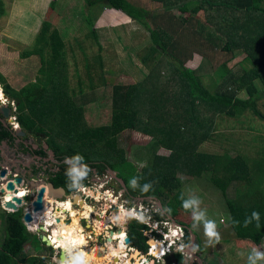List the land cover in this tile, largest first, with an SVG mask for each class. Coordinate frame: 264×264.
I'll return each instance as SVG.
<instances>
[{
  "label": "trees",
  "instance_id": "obj_1",
  "mask_svg": "<svg viewBox=\"0 0 264 264\" xmlns=\"http://www.w3.org/2000/svg\"><path fill=\"white\" fill-rule=\"evenodd\" d=\"M190 1L198 3V10H209L206 22L225 38L220 51H217L220 37L215 38L206 23H200L190 14L187 18L174 17L169 10L179 5L178 11L187 14ZM83 2L89 13L95 7H100L134 21L153 14L150 17L154 25L150 31L153 46L145 56V60L153 57L152 67L143 79L134 84L113 85L110 123L90 128L85 121L83 108L76 106L69 94L62 39L51 23L44 21L38 33V43L36 38L39 50L36 48L26 53V56H40L41 68L37 79L13 91L0 74L3 92L14 101V116L25 133L24 137H20L0 122V142L6 141L14 146L15 140L21 139L19 150L32 153L31 145L27 146L23 141L30 136L44 137L41 144L48 146L55 164L52 170L33 166V172L42 171L49 182L55 187H63L69 194L75 190L67 186V165L63 162L65 156L81 154L92 169L89 175L93 172L104 175L106 171H115L126 164L124 151L116 144L118 135L126 130L140 133L155 140L156 146L165 149L168 154H155L150 164L135 174L134 177H139L140 187L133 189L123 180L129 197H151L164 203L172 190L179 187V175L193 178L210 175L211 183L223 193L234 235L260 246L264 241V163H258L257 175L254 176L242 157L208 154L201 152L200 147L215 131L216 117L220 114L239 117L250 109L264 119L258 107L263 94L256 85L257 80L264 85V29L253 31L243 28L244 17H264V0H154L164 11L159 14L143 9L132 0ZM50 6L51 9L55 8V2H51ZM1 9L0 17L4 14ZM197 9L192 10V14L197 13L194 12ZM205 31L208 36L204 35ZM46 47L49 48L47 59L44 55ZM196 50L210 60L212 56L217 60L222 53L233 57L237 50L244 51L253 66L237 79L227 67L226 60H223L218 68L221 84L213 93L203 79L186 66ZM242 90L247 91L248 98H239ZM42 145L33 153L44 159L47 155ZM116 175L120 177L118 173ZM145 183L152 184L147 193L141 191ZM243 183H248L247 191L230 198L229 188L233 184L240 186ZM253 211L260 214L258 221L252 217ZM153 217L163 219L159 213ZM245 220L249 221L247 227L244 226ZM234 221L239 223L234 224ZM258 223L260 227L256 226ZM183 226L187 232L186 240H189L191 232L186 225ZM148 230L147 225L132 220L126 232L129 246L146 253L148 244L144 233ZM195 235L200 245L201 238L197 233ZM28 242L37 252L45 247L36 234L27 231L22 208L5 213L0 264H43V260L35 255L24 256V247ZM173 256L178 264L184 262L181 254ZM166 260L172 263L169 256Z\"/></svg>",
  "mask_w": 264,
  "mask_h": 264
},
{
  "label": "rangeland",
  "instance_id": "obj_2",
  "mask_svg": "<svg viewBox=\"0 0 264 264\" xmlns=\"http://www.w3.org/2000/svg\"><path fill=\"white\" fill-rule=\"evenodd\" d=\"M132 1L138 2L143 9L152 13L158 12L159 14L164 12L161 5L154 2V0ZM51 2H55V8L53 9L50 6ZM0 3L2 7L0 9L4 11L3 16L0 17V72L5 75L6 82L10 85L11 89L13 91L20 89L27 83L34 82L40 75V56L37 54L26 56V53L36 48L39 50L40 45L37 46L39 42L38 33H40L42 23L44 21L49 22L52 28L58 31L64 44L69 94L74 104L83 108L85 121L90 128L110 123L113 85L134 84L140 81L153 65V57L145 60L146 54L151 46H153L150 38V31L154 28L153 22L150 20L153 14L149 17H142L140 21H134L120 13L100 7H95L89 13L90 11L85 6L83 0H0ZM197 4L190 1L187 14H181L178 11L179 5L169 10H171L170 12L174 17L187 18L188 14H190L194 18L199 19L200 23H206V26H209V30L215 38L220 37V40L217 42V51H220L224 45L225 38L222 37L216 28L210 27L206 22L209 10H198ZM194 9H197L194 11L197 13L192 14V10ZM243 20V28L245 27L244 29L246 30L259 31L264 29V17L248 15ZM204 35L208 36L206 31ZM48 52L49 48L46 47L44 49L46 59ZM198 52L197 50L195 51L194 56L190 58L192 60H189L190 62L186 66L193 69L195 74L203 79L206 87L213 93L221 84L218 68L223 60H226L227 67L237 79L253 66L244 51L237 50L233 57L222 53L220 57L217 56V60L213 56L211 60L204 58ZM156 57H158V54H156ZM256 85L263 94L258 102V107L264 115V85L258 80L256 81ZM238 96L239 98L246 99L249 97V94L246 90H242ZM214 130L210 139L201 145L200 151L218 156L228 155L231 158L240 156L247 161L252 174L256 176V166L258 163H264V119L250 109L239 117L220 114L216 117ZM38 138L40 143L45 140L44 137ZM30 139L31 143L35 142V137L30 136ZM116 144L118 148L124 151L127 160L126 164L115 171L108 170L104 175H97L93 172L86 179V184L90 185L91 191L97 194H93L94 200L91 198L85 200L86 204L93 206L94 208H89L98 213L106 210L108 218L117 212L118 205H123L126 208L134 206L137 209L144 202H151V197L145 199L138 196L134 198L129 197L126 193L127 186L131 187L130 180L134 178L135 174L140 172L141 168L150 164L155 154H168V151L156 146L155 140L131 130L121 132L117 137ZM0 152V154L5 156L6 161H8L3 165L11 167L9 163L14 164L15 161H18L17 163H21L20 165L23 167L21 168L23 172L25 169H29L27 171H30L33 165L52 169L55 164L51 157L52 152L50 151L46 153L47 156L42 160L24 157L22 154L14 157L16 154H10L6 144L0 145ZM116 173L122 179L118 178ZM36 175H41L38 177L41 178L42 183H45L47 179L46 174L38 173ZM209 176L205 175L202 178H193L191 176L179 175V187L172 190L164 203L155 201L157 206L159 207L160 205L161 207L160 216L164 217V219L181 222V224L189 228L194 236L196 245L200 248L198 264H213L215 262L218 264H253V261L254 264H264V259H257L254 252L250 253V248L243 247V249L245 248L243 250L242 248L238 249V245L231 246L232 251L235 249V260L234 258L228 259L223 253L215 250L213 246L207 245L202 221L195 222V228L194 230L192 229V209L185 211L181 207V200L179 199L181 195H183L184 199L197 196L202 200L200 210H206V219H212L217 222V231H219L221 236L220 240L235 237L230 227L231 217L223 193L211 183ZM123 180L127 181V186ZM262 182L264 184V177ZM247 189L248 183L244 185L240 184V186L233 184L228 190V196L236 198L246 192ZM109 192L112 194V198L116 200L115 204L105 195V193ZM29 199L30 197L24 199L26 203H22L23 206L20 207L23 211L25 207L29 206ZM63 200H66V198ZM88 205L84 204V208L88 207ZM110 206H112L111 209L109 208ZM55 207L56 205L53 204L52 208L59 214V211ZM74 207L72 211L68 208L67 213L72 214L74 213L73 211L80 210V206ZM84 208L82 207L80 212ZM169 209L171 210L170 213ZM63 215H66V213ZM49 216L53 217L54 221L59 218L52 216L50 213ZM4 218L5 212L0 208V244L4 238ZM90 219L92 221L94 218L91 217ZM71 221H73V218ZM71 221L68 224L75 225ZM87 221L86 223L83 219L79 220L81 232H83L81 226L86 229L87 224L89 225L90 223L92 225L89 220ZM130 222L131 220L126 225H115L112 221L110 223L107 222V226H102V230L96 228L93 232H90V228H87V231L90 232L87 236H93V233L94 236L90 239V237L82 235L87 239L84 242V250L93 251L96 249L97 259L103 262L102 264H115L114 262H105L107 254L109 255V245H112L107 241L108 231L121 229L126 233ZM65 224L67 223L63 221L62 226L59 224L57 227L63 229ZM40 227L42 226L38 225L35 231L27 227L26 229L31 234H36L40 238V236H45L46 234L41 229L39 230ZM159 227L165 229L164 227L166 226L161 224ZM150 231H146L149 237L152 236L150 235ZM195 233L201 238L200 245L197 242V235ZM152 234L157 235L155 232ZM144 235L146 234L144 233ZM254 245L257 246L256 244ZM262 246H258V252L260 253H264ZM63 250L67 254H70L68 248L66 250L63 248ZM137 253H139V256H147L149 261L157 264V261L153 260V257L149 256L147 252L139 251ZM235 253H238V255ZM60 254L61 250L55 246H51L50 249L45 246L38 252L33 250L29 242L24 247V256L35 255L43 260V264H57ZM249 257H252L251 261ZM65 258L68 259V256H65ZM231 260L233 261L230 262ZM160 263H162L161 260Z\"/></svg>",
  "mask_w": 264,
  "mask_h": 264
},
{
  "label": "clouds",
  "instance_id": "obj_3",
  "mask_svg": "<svg viewBox=\"0 0 264 264\" xmlns=\"http://www.w3.org/2000/svg\"><path fill=\"white\" fill-rule=\"evenodd\" d=\"M3 94L5 93L4 92L2 93V90H0V99H3ZM10 102L5 103V105L9 104L10 106ZM11 130L13 131V129ZM20 130L21 129H18L17 131H20ZM17 131H14V132L16 133ZM63 162L65 165H67L65 169V176L67 178L66 182H67L68 188L72 190L81 191V192L87 191L84 181L88 178L92 169L85 162L84 156L81 154H75L73 156H65ZM138 181H139V177H134L130 180L129 183L133 189L140 187ZM151 188H152L151 183H145L141 187V191L144 193H147ZM21 195H23V193H21ZM105 195L112 201L113 204L116 203V200L112 198V194L110 192L105 193ZM26 197H29V195H27ZM24 199L22 200V202L26 203ZM179 199L181 200V207L185 211H187L188 209H192V214H191L192 220H193L192 229L194 230L195 228V222L202 221L204 224V235L207 238L206 244L210 246H214V244L219 243L221 236H220L219 231H217V228H218L217 222L212 219H206V210H200V205L202 204V200L197 196H192L189 199H184L183 195H181ZM168 211L170 213L171 210L169 209ZM149 214H150V211L148 208V204L146 202L144 204L139 205L137 209L134 206H132V208H126L123 205H118L117 212L113 216H111L110 219L112 223L115 225H126L128 221L130 220H136L139 223L147 224L148 222L152 223V221L149 220L150 219ZM252 217L258 221L260 214L256 211H253ZM54 222H55L54 220L49 221V223H54ZM238 223H239L238 221H234V224H238ZM248 223L249 221L245 220L244 226L247 227ZM165 226L166 227H164L165 229L163 230L167 233H171L170 238H172L177 243H180V238L183 237V231L180 229L175 230L174 227L171 225H165ZM256 226L260 227L259 223ZM30 230L35 231V227H32ZM55 236L56 234L54 233L53 242L55 246L60 249L69 248V246H81L84 243L83 237H81L80 239H71L70 237H65V238L56 240ZM114 238L119 239V244L117 248H112L111 245H109L110 254L112 256H120L122 253L126 255V253H124V249L126 248V245L124 244L125 235L122 233L119 237H114ZM186 248L190 249L191 252H196L199 250V246L193 243H188V244L181 243L177 247L176 250L178 252L183 253ZM69 251H70V248H69ZM136 252H139V251L136 250ZM253 252L257 259H264V253H260L256 251L255 247L253 248ZM147 253L149 256H154L157 260H160L161 256L164 255L163 250L160 253H157L154 247H150L149 252ZM166 253L168 256L169 252L167 251ZM249 260L251 261L252 257H249ZM57 264H89L88 254L85 253L83 250H81L75 256H71L70 259L58 260ZM125 264H127V262H125ZM142 264H153V262L149 261L145 257L144 260L142 261ZM163 264H165V262H163ZM182 264H185V262H182ZM253 264H254V261H253Z\"/></svg>",
  "mask_w": 264,
  "mask_h": 264
},
{
  "label": "bare ground",
  "instance_id": "obj_4",
  "mask_svg": "<svg viewBox=\"0 0 264 264\" xmlns=\"http://www.w3.org/2000/svg\"><path fill=\"white\" fill-rule=\"evenodd\" d=\"M0 90H1V87H0ZM3 93V91H2ZM5 96L3 94V99H0V103L1 104H5ZM19 194L17 195L18 197L21 196V193L25 194V192H23V190H19L18 191ZM86 192V191H85ZM89 193L92 194L93 192L91 191V189L89 190ZM13 195V192L12 191H5L4 192V198H8L10 199ZM94 195H97L96 193H94ZM97 199V198H96ZM111 201V200H110ZM55 204L56 205V209L59 211V214L56 213V210L52 208V205ZM77 204L80 206V210L82 209V207L84 208V204H86V202L82 199V198H79ZM72 202H71V199L70 198H66V200H62V201H54L53 199L51 198H48L46 196V194L44 195L43 197V209L40 211V212H36V213H32V223L30 224V226H36V225H41L42 227L44 226L43 230L45 231V228H47V231L46 232H49V236H50V239H49V242L50 244L52 245V247L55 246L54 242H53V234L55 233L56 236H55V239L56 240H59V239H62V238H65V237H70L71 239H80L81 237H83V240L84 242L87 241L86 237H90V239L94 236H87L90 232H93V230H95V228H99L100 230H102V226H107L106 223L107 222H111V219L110 218H107V216L105 217V213L107 215V211L104 210L102 213H98L97 211H94L92 208L90 209L89 207H93V206H90L88 205V207L84 208L83 211L80 212V210H75L76 211V215H75V211H73L74 213L70 214V213H67V209H73L72 207ZM94 208V207H93ZM110 209L112 208V206L109 207ZM80 212V213H79ZM49 213L54 216V217H59L57 218L59 221H55L54 223H49L50 220H53L52 218L53 217H50L49 216ZM70 214V221L71 219L73 218V221H71V223L75 224V225H69V224H65L63 229L61 228H58L57 226H62L61 224L63 223V221L65 220L63 214ZM91 217L94 218V220L91 221ZM63 220H62V219ZM85 219L86 220V223L88 222L87 220H89L92 225L89 223V225L87 224V227L86 229H84L82 226V230L83 232H81V229L79 228V220L80 219ZM61 219V220H60ZM70 223V222H69ZM92 227L89 231H87L88 229L87 228H90ZM50 228V229H49ZM108 229V227H106ZM97 229V230H99ZM99 233V232H98ZM124 234L125 235V232L124 230H111V231H108V234H107V241L109 243H111V247L113 248H117L118 247V244H119V239L117 238H114V237H119L121 234ZM82 235H85V236H82ZM98 235V234H97ZM113 236V238H112ZM172 237V236H171ZM111 238L113 240H111ZM89 239V238H88ZM125 239H126V235H125ZM125 239H124V244L126 245V248L124 249V253H126V255H124L123 253L120 255V256H112L110 254V250H108L109 252V255L107 254V259L105 260L106 263L108 262H112V261H115L116 264H125V262H127V264H134L133 261H132V258H136V260L138 261L139 258L140 259H144L145 257L147 258V256H143V255H140L139 256V253L137 252H134L132 253V248H130L126 243H125ZM150 243L151 245L155 248V251L157 253H160L162 251V246L158 243H155V241H153L152 239H150ZM56 247V246H55ZM70 248V254L66 251L63 250V248H58L61 250V252L64 253L65 256H68V259H70L71 256H75L79 251L83 250L85 253L88 254V259H89V264H102L103 262H101L100 260L97 259V254L95 252V250L91 251V250H84L85 246H84V243L81 245V246H69ZM68 248V249H69ZM67 248H65L66 250ZM99 249V248H98ZM94 252V253H93ZM71 255V256H70ZM139 257V258H138ZM102 259V258H101ZM128 259V261H127ZM64 260H66V258H64ZM149 260V259H148ZM118 262V263H117Z\"/></svg>",
  "mask_w": 264,
  "mask_h": 264
},
{
  "label": "built area",
  "instance_id": "obj_5",
  "mask_svg": "<svg viewBox=\"0 0 264 264\" xmlns=\"http://www.w3.org/2000/svg\"><path fill=\"white\" fill-rule=\"evenodd\" d=\"M5 103H7V101H5ZM14 105H15L14 102H10L12 114H11L8 122H9L10 126L12 127L13 131H17L19 129V124H18V122L16 120V117L14 116V112L16 111V107ZM17 125H18V127H17ZM1 169H7V173L5 174L4 177H0V194H1V190H4V192L7 191L6 190V184L8 182H13L14 185H15V188L17 189V193H13L12 197H17V198L23 200L27 195H29V194L31 195V193H29L30 188H29L28 184H29L30 181H34V179L29 178V176L20 175L18 171H11L6 166H0V170ZM38 176H41V175H38ZM17 177H21L22 178V181H21V183L19 185H16L15 182H14V179L17 178ZM37 182H39L38 184H44V183H42L41 178H39V177H38V181ZM85 186H86V189H87L86 192L85 191L81 192V191L75 190V191H73V195H77L78 196V200H79V198H82L84 201L87 200V199H89V198H91V199L94 200L95 199L94 196H93L94 193H92V194L89 193L90 185L89 184H85ZM38 189H39V187H36L35 192L32 193V195H33L32 196V200L35 199V196L37 194ZM19 190H23V192H25V195L22 196V197H18L17 195L19 194V192H18ZM12 197L10 199H8V198H4V194L0 195V208L5 213H12V212H14L12 209L5 208V206H4V203L5 202H12ZM72 198L73 197H71V199ZM32 200H29L30 201L29 206H27V207L24 208L23 214L25 212L30 213V215L33 213V211H32L33 210V207L31 206ZM155 201L156 200H153L152 199L151 202H148V203L146 202L148 204V208H149V211H150V214H149L150 219L149 220L152 221V223H149L148 222L147 224H145V225H147L149 227V230H151L150 231V233H151L150 235H152L151 237H149L147 235V232H145V234H146L145 236H148V238H147V244L149 245L147 252H149L150 247H153L151 245V243L149 242L150 239H152L153 241H155V243L160 244L162 246V250L164 251V255L161 256V258H160V260H161L162 263H160V260H157L154 256H151V257H153L152 259H154V260L157 261V264H163V262H165V264H168L166 262V260H164L166 258L165 256H167V253H166L167 251L169 252L168 256H171L172 254H181L183 256V258H184L185 264H198L199 257H200V249L198 251H196V252H191L190 249L186 248L183 253L178 252L176 250L177 247L181 243H185V244L193 243V244L196 245V243L194 241L193 234L190 233L189 234L190 235L189 236V240H186L187 232H186V229L183 226V224H181V222H178V221L172 220V219H164V217H163L162 220H156L153 217V215L154 214H157V213H159V215H160L161 207H160V205L158 207L157 206V203ZM22 203L24 204V202H22ZM149 203H150V205H149ZM72 206L73 207L74 206H78L79 207L78 204L77 205H72ZM63 216L65 217L64 218L65 219L64 221H66L67 219H70L71 218L70 217V214H66V215H63ZM83 220H84V222L86 221L85 219H83ZM92 220H94V219H92ZM32 221H33V219H32ZM32 221L30 223L26 222L24 224H26V227L28 229H31L32 227H35V229H37L36 227L39 224L36 225V226H32V227L30 226V228H29V225L32 223ZM161 224H163V225H171V226L174 227L175 230L176 229L182 230L183 231V237L180 238V243H177L172 238H170L169 237V233L165 232L163 229H161L159 227ZM43 228H44V226H43ZM46 231H47V228H45V231L44 232H46ZM153 232L157 233V235L156 234H152ZM49 235H50L49 232H46L45 236L47 237L48 240L50 239V236ZM125 235H126V233H125ZM178 235H179V233H178ZM126 238H127V236H126ZM132 250L134 251V249H132ZM170 264H176V263L175 262H172Z\"/></svg>",
  "mask_w": 264,
  "mask_h": 264
},
{
  "label": "water",
  "instance_id": "obj_6",
  "mask_svg": "<svg viewBox=\"0 0 264 264\" xmlns=\"http://www.w3.org/2000/svg\"><path fill=\"white\" fill-rule=\"evenodd\" d=\"M4 96H5V99L7 100V102H10L8 95L4 94ZM11 114H12V112H11V107L9 106V104L8 105H1V107H0V121H2V119H3V121H5L7 119L9 120ZM16 133L22 137L25 135V133L21 130L17 131ZM39 143H40V140H39V138H37L36 144L33 145V148L35 149ZM43 148L45 150H47L48 146L46 144H43ZM51 157H53L52 153H51ZM15 171H17V170H15ZM6 173H7V169H1L0 170V177H4ZM21 181H22L21 177H17L14 179V182L16 185H19L21 183ZM38 183L39 182L30 181L28 184L29 188L39 187L37 194L35 196V199L32 200V197H30V199H29V200H32L31 206L33 207L32 211L34 213L40 212L43 209V197L45 194L48 198H51L55 201L73 197L71 199L72 204L75 205L78 202V196L73 195V192L67 194L63 187H55L49 181L46 183L43 182L44 184H38ZM6 190L12 191L13 193H17V189L15 188V185L13 182H8L6 184ZM2 194H4V190H1L0 195H2ZM4 206H5V208H9V209H12L13 211H16V210H18L19 207H22V200L17 198V197H12V202H5ZM31 221H32V216L30 215V213L25 212L23 214V222L26 223V222H31ZM56 221L58 222L59 220L56 219ZM69 222H70L69 219H67L65 221V223H67V224ZM40 229L43 231L42 227H40L39 230ZM40 240H41V242L44 243L45 246L49 247V249L51 248V244H50V242L46 236H44V235L40 236ZM125 243L127 245L130 243V240L128 237L125 239ZM134 252H136V250ZM64 258H65V255L63 252H61V254L59 256V260H64Z\"/></svg>",
  "mask_w": 264,
  "mask_h": 264
},
{
  "label": "flooded vegetation",
  "instance_id": "obj_7",
  "mask_svg": "<svg viewBox=\"0 0 264 264\" xmlns=\"http://www.w3.org/2000/svg\"><path fill=\"white\" fill-rule=\"evenodd\" d=\"M2 121H3V119H2ZM0 121L5 127H10L11 129H12V127L10 126V124H9V122H8V120H5V121ZM17 134V133H16ZM20 137H22V136H20ZM24 137V136H23ZM36 139L37 138H35V142L33 143H31L30 141H31V139H30V137H27V139L26 140H24L23 141V143L25 144V145H27V146H30L31 145V148H32V153H22L20 150H19V143H20V141H21V139H16L15 140V143H14V146H10L6 141H1L0 142V145H3V144H6V146H7V149H9V151H10V154H12L13 153V155L14 154H16V155H14V157L15 156H19L20 154H22V156H24V157H31V158H33V159H40V160H42V158H40V157H38V156H36V155H34V153H33V151L34 150H37L38 149V147L40 146V145H42L41 143L40 144H38L37 145V147L34 149L33 148V145H35L36 144ZM43 146V145H42ZM45 150V149H44ZM18 152V153H17ZM45 152L47 153V152H49V150L47 149V150H45ZM51 152V151H50ZM1 153V152H0ZM52 159H53V157H52ZM17 160V159H16ZM6 162H8V161H6V158H5V156L4 155H2V154H0V166H5V165H3V164H6ZM18 161H15L14 162V164L13 163H9V165L11 166V167H8L7 165H6V167L8 168V169H10L11 171H15V170H17L18 172H19V174L20 175H24V176H29V178H31V179H34V181L33 182H37L38 181V176L36 175V174H38V173H43L42 171L41 172H38V173H34L33 172V166H35V165H33L32 166V168L30 169V171H27V170H29V169H25L24 170V172H23V170L21 169V168H23V167H21V163H17ZM36 167H38V166H36ZM25 168V167H24ZM27 168V167H26ZM51 169V168H50ZM22 170V171H21ZM52 170V169H51ZM44 174V173H43ZM49 180H48V178L46 179V181H45V183L46 182H48ZM35 190H36V188L34 187V188H30V190H29V193H31V195L29 194V197H32L33 195H32V193H34L35 192ZM85 205H87V204H85ZM90 229H91V227H90ZM96 229V228H95ZM93 231H95V230H93ZM93 235H94V233H93ZM147 237V236H146ZM112 238H113V236H112ZM111 238V240H113ZM147 251H148V248H147ZM146 251V252H147ZM133 253V252H132ZM144 256V255H143ZM173 257H175V256H173V254L171 255V261L172 262H175L176 264H178L177 262H176V259L175 258H173ZM144 259H140L139 258V260L137 261L136 260V258L134 259V258H132V261H133V263L134 264H142V261H143ZM164 260H166V258L164 259ZM166 262H167V260H166ZM168 263V262H167ZM168 264H170V263H168Z\"/></svg>",
  "mask_w": 264,
  "mask_h": 264
},
{
  "label": "crops",
  "instance_id": "obj_8",
  "mask_svg": "<svg viewBox=\"0 0 264 264\" xmlns=\"http://www.w3.org/2000/svg\"><path fill=\"white\" fill-rule=\"evenodd\" d=\"M2 17V16H1ZM196 56V55H195ZM190 62V61H189ZM0 74L3 76V78H4V81L6 82V78H5V75L3 74V73H1L0 72ZM145 77V76H144ZM144 77H142V79L144 78ZM138 82V81H137ZM2 86V84L0 83V87ZM1 90L3 91V89H2V87H1ZM17 90H19V89H17ZM8 98H9V96H8ZM9 100L10 101H12V102H14L13 100H11L10 98H9ZM1 105L2 104H0V107H1ZM5 105V104H4ZM19 129H20V127H19ZM34 137V136H33ZM105 217H106V213H105V215H104ZM108 218V217H107ZM241 244V245H240ZM246 244H248V245H250L249 247L246 245ZM233 245H238L239 247H238V249H240V248H242L243 249V247H247V248H250V253H253V248L255 247V249H256V251H259L258 250V246H255L252 242H250L249 240H242V239H238L236 236L234 237H230L229 239H225V240H220V242L219 243H216V244H214V249L215 250H218L219 252H221V253H223L228 259H231V258H234L235 260H236V257L234 256V250L232 251V249H231V246H233ZM261 245H263L262 246V250L264 249V241H263V243L261 244ZM260 245V246H261ZM245 249V248H244ZM243 249V250H244ZM236 255H238V253H235ZM255 258V257H254ZM127 261H128V259H127ZM233 260H231L230 262H232ZM112 262H114L115 264H116V262L115 261H112ZM203 263V262H202ZM203 264H206V263H203ZM213 264H218L217 262H215V263H213ZM229 264H231V263H229Z\"/></svg>",
  "mask_w": 264,
  "mask_h": 264
}]
</instances>
